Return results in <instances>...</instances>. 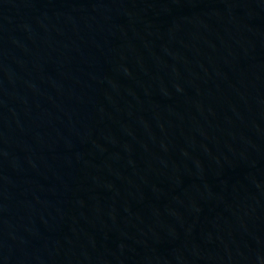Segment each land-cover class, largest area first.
I'll use <instances>...</instances> for the list:
<instances>
[{"label":"water","instance_id":"water-1","mask_svg":"<svg viewBox=\"0 0 264 264\" xmlns=\"http://www.w3.org/2000/svg\"><path fill=\"white\" fill-rule=\"evenodd\" d=\"M0 264H264V0H0Z\"/></svg>","mask_w":264,"mask_h":264}]
</instances>
